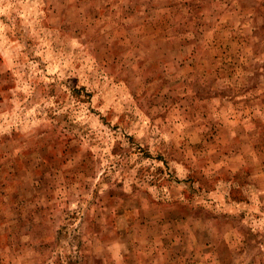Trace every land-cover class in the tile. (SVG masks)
I'll use <instances>...</instances> for the list:
<instances>
[{"label":"rangeland","instance_id":"374dc122","mask_svg":"<svg viewBox=\"0 0 264 264\" xmlns=\"http://www.w3.org/2000/svg\"><path fill=\"white\" fill-rule=\"evenodd\" d=\"M0 264H264V0H0Z\"/></svg>","mask_w":264,"mask_h":264}]
</instances>
